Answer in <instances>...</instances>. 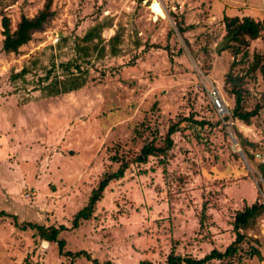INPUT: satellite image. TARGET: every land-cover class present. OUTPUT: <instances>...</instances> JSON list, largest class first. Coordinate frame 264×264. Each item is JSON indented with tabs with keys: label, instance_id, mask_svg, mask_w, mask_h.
<instances>
[{
	"label": "rangeland",
	"instance_id": "rangeland-1",
	"mask_svg": "<svg viewBox=\"0 0 264 264\" xmlns=\"http://www.w3.org/2000/svg\"><path fill=\"white\" fill-rule=\"evenodd\" d=\"M45 1L0 0V11L13 31ZM52 7L54 19L18 52L3 50L0 14V264H94L62 255L29 223L65 225L66 251L108 264H164L173 248L195 258L226 250L237 237L238 211L264 202L257 168L264 108L250 123L222 118L206 86L220 89L231 112V72L242 78L244 109L264 103L263 72L252 68L257 53L264 63V30L245 57L219 50L224 14L264 23V0H53ZM102 23V38L83 39ZM75 79L79 89L53 93ZM184 117L207 123L175 132L166 155L134 161L145 144L162 146ZM232 134L250 141L253 160L242 157ZM123 159L125 176L108 185L92 219L72 227ZM241 232L234 255L205 264H264V213Z\"/></svg>",
	"mask_w": 264,
	"mask_h": 264
},
{
	"label": "trees",
	"instance_id": "trees-1",
	"mask_svg": "<svg viewBox=\"0 0 264 264\" xmlns=\"http://www.w3.org/2000/svg\"><path fill=\"white\" fill-rule=\"evenodd\" d=\"M53 0H46L44 6L39 10V12L33 16L28 17L26 15L21 16V20L18 22L15 30H11V18L4 12L0 11L2 15V26H3V50L5 52H18L20 47L27 44L32 40L33 35L38 32L45 30L51 20L54 19L56 12L52 7ZM223 21L225 24L226 33L223 37V45L220 47L222 50H232L235 55L243 53V56L248 55V47L250 46V41L257 39L261 36L262 31L264 30V23L261 20H258L252 16L245 15L240 17L238 15H228L224 14ZM106 27V24H98L94 26L87 34L84 35L83 39L85 41H92L94 38H102L103 29ZM180 30L184 31L185 27L180 26ZM117 34L112 37V39L117 38ZM85 47L82 48L84 50ZM260 55L257 53L255 55V60L253 62L252 68L261 67V70L264 75V63H260ZM26 69L23 68L19 74L25 75ZM226 81L231 84V92L235 95V106L231 111V117L234 119H239L241 121L250 123L251 119L259 115L260 110L264 108L263 104H257L255 108L251 110H246L243 107L244 95L242 87V78L234 76L231 72L227 73ZM83 82H79L78 79L73 81H64L62 87H56L53 91L54 94L68 93L74 90L79 89L82 86ZM226 118H229L226 116ZM187 122V125L182 126L183 122ZM207 121L197 120L193 117H184L180 121L172 124L166 137L164 139V144L162 146H157L153 141L145 144L139 154L135 157L134 161L136 162H146L150 156L153 155H166L174 146L175 141L173 135L178 130L186 129L196 125H205ZM239 135L240 133L236 131ZM240 146L248 160H253V155L249 153L247 149L246 139H243L240 136L237 137ZM129 167V161L122 160L117 170L107 171L100 179L98 185L92 190V193L89 197L88 203L80 209L73 220L72 227H79L84 220H90L94 217L95 208L97 203L103 198L104 192L108 185L114 181L121 179L125 176V172ZM260 175L264 178V162H261L257 166ZM260 199V194L258 195ZM205 209V207H204ZM205 211V210H204ZM5 214L3 211H0V214ZM264 213V202L259 200L255 201L251 205L245 206V208L235 216L234 220V229L237 232V237L234 242H232L224 251L219 249H212L209 253L205 254L201 258H195L193 256H184L175 252V248L172 249L168 255L166 262L164 264H205L214 259H224L227 256L234 255L239 248V243L244 239V234L241 232V229L248 228L251 226L256 219ZM30 228L35 231L42 240H47L50 243L56 242L59 247V252L62 255L70 256L72 259L79 256H86L88 259L93 261L94 264H108L101 263L96 258H93L89 252L85 250L72 252L66 251V241L60 237L62 230L66 229L65 225L55 226H45L39 223H29ZM23 229H26L24 225L20 226ZM139 264H153L149 260H143Z\"/></svg>",
	"mask_w": 264,
	"mask_h": 264
},
{
	"label": "built area",
	"instance_id": "built-area-1",
	"mask_svg": "<svg viewBox=\"0 0 264 264\" xmlns=\"http://www.w3.org/2000/svg\"><path fill=\"white\" fill-rule=\"evenodd\" d=\"M58 38H56L55 42L58 41ZM206 90L210 97L211 103L217 113L221 115L222 118H224L225 116H229L230 118H232L229 104L227 103L220 89L215 84H209L206 86Z\"/></svg>",
	"mask_w": 264,
	"mask_h": 264
},
{
	"label": "water",
	"instance_id": "water-1",
	"mask_svg": "<svg viewBox=\"0 0 264 264\" xmlns=\"http://www.w3.org/2000/svg\"><path fill=\"white\" fill-rule=\"evenodd\" d=\"M232 140H233V143L235 144V145H238L239 143H238V141H237V138L232 134ZM239 151V153L242 155V157L246 160V156H245V154H244V152H243V150H242V148L240 149V150H238ZM247 161V160H246Z\"/></svg>",
	"mask_w": 264,
	"mask_h": 264
},
{
	"label": "bare ground",
	"instance_id": "bare-ground-1",
	"mask_svg": "<svg viewBox=\"0 0 264 264\" xmlns=\"http://www.w3.org/2000/svg\"><path fill=\"white\" fill-rule=\"evenodd\" d=\"M237 147L239 148V145H237ZM240 150V149H239Z\"/></svg>",
	"mask_w": 264,
	"mask_h": 264
},
{
	"label": "crops",
	"instance_id": "crops-1",
	"mask_svg": "<svg viewBox=\"0 0 264 264\" xmlns=\"http://www.w3.org/2000/svg\"><path fill=\"white\" fill-rule=\"evenodd\" d=\"M218 2V1H217ZM49 242V241H48Z\"/></svg>",
	"mask_w": 264,
	"mask_h": 264
}]
</instances>
